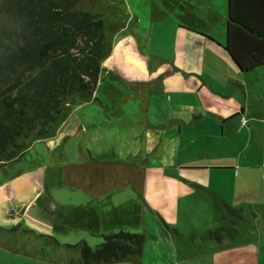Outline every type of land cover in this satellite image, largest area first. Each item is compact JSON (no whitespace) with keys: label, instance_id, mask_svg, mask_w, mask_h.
<instances>
[{"label":"rangeland","instance_id":"1","mask_svg":"<svg viewBox=\"0 0 264 264\" xmlns=\"http://www.w3.org/2000/svg\"><path fill=\"white\" fill-rule=\"evenodd\" d=\"M112 2L102 0L95 7V12H105L111 52L103 62L94 97L90 100L71 97L65 116L50 135L33 140L17 157L0 163V264H60L51 261L52 253L49 257L52 246H47V260L40 257L44 241L29 230L35 231L36 236H53L61 244L76 245L83 241L91 247L101 244L102 235H94L85 228L63 232L53 221L57 208L67 211L88 205L97 211L96 218L105 221L101 225L102 234L123 230L146 236L144 264H159L161 257L164 259L160 263L167 264H264V196L261 202L233 206L245 209L243 218L228 214L225 218L218 214L216 223L208 218L202 198L182 201L174 198L172 208L185 211L186 216L166 212L169 221L159 222V231L144 212L146 209L152 213L151 205L136 189L142 187L141 175L127 164L141 166L143 155L134 158L128 154L138 155V151H146L151 143L146 141V117L140 110L145 100L129 85L134 75L117 71L119 68L114 64L120 66L121 63L114 55L121 50L115 47L126 38L123 50L132 58L138 54L143 56L144 52L167 57L173 50L176 27L190 24V20L203 31L208 26L207 32L223 40L227 0H202L205 5L193 3V7L189 6V0H123L120 9ZM3 3L4 0H0V8ZM109 5L104 11L103 7ZM161 16L164 19L159 23ZM108 61L112 67L106 65ZM242 77L245 87L239 89L238 96L242 105L236 106L238 111L249 108L258 121L250 124L252 129L246 121L241 122L243 128L247 127L236 134L238 149L232 160L242 168L248 164L262 168L264 67ZM245 95L249 97L247 104L242 103ZM148 98L150 118L155 122L153 106L161 98L156 95ZM163 102L167 104V97ZM184 155L180 154L181 160ZM106 177L112 183L102 187L108 182ZM166 225L178 229L185 239L170 237ZM219 227L234 228L238 234L234 239L227 238L222 245L205 244L200 238L190 237ZM150 234L159 239L150 238Z\"/></svg>","mask_w":264,"mask_h":264},{"label":"trees","instance_id":"2","mask_svg":"<svg viewBox=\"0 0 264 264\" xmlns=\"http://www.w3.org/2000/svg\"><path fill=\"white\" fill-rule=\"evenodd\" d=\"M120 9L123 0H111ZM102 0H4L0 8V163L12 160L29 143L48 136L66 113L73 96L90 100L98 87L103 62L111 52ZM90 4V6H89ZM103 5V4H102ZM110 7H103L104 11ZM125 11V9H124ZM227 42L224 46L238 70L264 67V0H227ZM217 213L243 218L245 211L216 201ZM93 206L61 211L53 221L63 232L85 228L104 241L61 244L50 235L40 257L60 264H118L139 260L146 236L124 232L102 234L105 222ZM168 232L182 240L177 229ZM238 231L221 227L206 231L202 242L222 244ZM195 236H191L194 239ZM47 246H52L47 258ZM50 260V259H49Z\"/></svg>","mask_w":264,"mask_h":264},{"label":"crops","instance_id":"3","mask_svg":"<svg viewBox=\"0 0 264 264\" xmlns=\"http://www.w3.org/2000/svg\"><path fill=\"white\" fill-rule=\"evenodd\" d=\"M189 2L190 7H193V3L205 5L202 0ZM163 19L161 16L158 22H163ZM190 21V24L176 27L173 50L167 57H155L144 52L143 56L138 54L139 57L132 58L123 50L126 38L121 39L115 47H120L121 53H114L117 61L121 63L120 66L114 64L119 68L117 71L122 75L125 71L134 75L129 85L145 100L140 110L146 117L145 137L151 145L146 151H138V155L128 154L135 156L134 158L143 155L141 166L131 162L127 164L141 175L142 187L136 189L151 205L152 213L146 209L144 212L148 219L157 225L159 231L161 229L158 223L169 221L166 212H174L178 217L186 216L185 211L172 208L174 198L181 201L191 197L202 198L206 202L208 218H213L216 223L217 200L233 207L237 203L249 205L261 202L264 196V167L248 164L242 168L232 160L238 149L236 134L245 131L247 127L243 128L241 122L245 120L252 129L250 124L258 121L249 108H241L238 111L236 106L242 105L241 98L238 97L239 89L245 87L242 76L250 72L242 73L238 70L226 53V31L224 39L218 40L207 32L208 26L207 30L203 31ZM108 63L109 61L106 65L112 67ZM149 95L161 98V101L153 106V117L157 120L155 122L150 118ZM165 97L167 104L163 102ZM248 98L245 95L242 103H249ZM180 154H185L183 160ZM148 158L151 161H148ZM105 179H108V182L101 186H110V178ZM235 209L245 211L243 207ZM201 235L192 234L190 237L195 236L196 239ZM161 236L166 239L169 237ZM149 237L159 239L151 234ZM170 237L175 239L173 235ZM184 239L183 235L182 240ZM163 259L161 257L159 261ZM144 260L143 249L142 257L134 262L144 264ZM160 262L159 264H167Z\"/></svg>","mask_w":264,"mask_h":264},{"label":"built area","instance_id":"4","mask_svg":"<svg viewBox=\"0 0 264 264\" xmlns=\"http://www.w3.org/2000/svg\"><path fill=\"white\" fill-rule=\"evenodd\" d=\"M243 121H245V120H243Z\"/></svg>","mask_w":264,"mask_h":264}]
</instances>
